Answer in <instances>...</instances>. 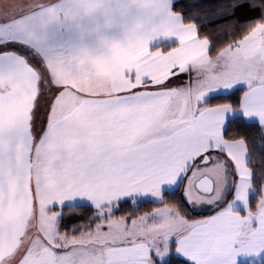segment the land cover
I'll return each mask as SVG.
<instances>
[{
	"label": "snow or ice",
	"instance_id": "obj_1",
	"mask_svg": "<svg viewBox=\"0 0 264 264\" xmlns=\"http://www.w3.org/2000/svg\"><path fill=\"white\" fill-rule=\"evenodd\" d=\"M104 7L0 2V264H264V0L33 47Z\"/></svg>",
	"mask_w": 264,
	"mask_h": 264
},
{
	"label": "crops",
	"instance_id": "obj_2",
	"mask_svg": "<svg viewBox=\"0 0 264 264\" xmlns=\"http://www.w3.org/2000/svg\"><path fill=\"white\" fill-rule=\"evenodd\" d=\"M178 0H172V4ZM72 3L79 2L73 0ZM104 9L84 17L81 21L58 22L63 24L61 34L65 32L67 41L60 39L59 44L50 41L43 50L50 53L60 52L73 46L87 47L101 52L105 43L126 42L133 27L144 19V12L137 7L139 0H101ZM60 34V36H61ZM154 45L158 42H153Z\"/></svg>",
	"mask_w": 264,
	"mask_h": 264
},
{
	"label": "trees",
	"instance_id": "obj_3",
	"mask_svg": "<svg viewBox=\"0 0 264 264\" xmlns=\"http://www.w3.org/2000/svg\"><path fill=\"white\" fill-rule=\"evenodd\" d=\"M220 2L221 0H178L172 4V7L181 11L185 20H195L200 25L201 32H205L214 27L212 26L214 5ZM209 35H213L215 39L212 32L209 31Z\"/></svg>",
	"mask_w": 264,
	"mask_h": 264
},
{
	"label": "rangeland",
	"instance_id": "obj_4",
	"mask_svg": "<svg viewBox=\"0 0 264 264\" xmlns=\"http://www.w3.org/2000/svg\"><path fill=\"white\" fill-rule=\"evenodd\" d=\"M73 0H40V3L47 6L56 4L57 6L62 4L70 3ZM0 2H3V0H0ZM64 23H60V26L58 25V22H52L44 27L37 28V39L33 45V47L42 49L45 48L46 45L50 41H53L55 44H59L60 39H62L63 42L67 41V36L65 32L61 34V31L64 29L63 27ZM63 28V29H62ZM61 30V31H60ZM61 34V36H60ZM54 53H57L55 51Z\"/></svg>",
	"mask_w": 264,
	"mask_h": 264
},
{
	"label": "clouds",
	"instance_id": "obj_5",
	"mask_svg": "<svg viewBox=\"0 0 264 264\" xmlns=\"http://www.w3.org/2000/svg\"><path fill=\"white\" fill-rule=\"evenodd\" d=\"M141 26V22H138L133 28L138 29Z\"/></svg>",
	"mask_w": 264,
	"mask_h": 264
}]
</instances>
